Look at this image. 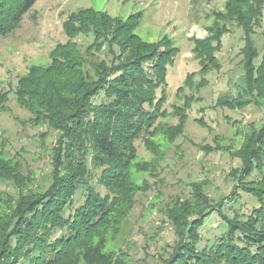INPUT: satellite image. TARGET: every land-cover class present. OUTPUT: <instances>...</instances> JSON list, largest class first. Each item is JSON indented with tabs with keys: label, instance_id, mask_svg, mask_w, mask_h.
<instances>
[{
	"label": "trees",
	"instance_id": "16d2710c",
	"mask_svg": "<svg viewBox=\"0 0 264 264\" xmlns=\"http://www.w3.org/2000/svg\"><path fill=\"white\" fill-rule=\"evenodd\" d=\"M36 1L0 0V38L20 26ZM263 6L264 0H226L224 12H213L207 36L191 39L200 68L178 89L182 103L171 113L177 124L165 131L169 141L183 135L188 113L201 102L194 93L219 70L215 54L228 23L242 31L243 78L212 108L264 109V54L256 61L251 39ZM142 18L138 12L120 21L92 9L69 14L62 25L67 41L52 48L48 64L30 66L13 89L0 92V112L9 111L13 94L31 126L56 134L44 188L22 173L19 162L6 159L0 144V185L14 191L0 198V264H126L120 255L106 253L105 245L141 191L131 170L147 165L135 163L136 143L156 152L154 136L169 116L167 73L179 51L168 37L140 39L134 32ZM81 36L91 38L85 50L76 40ZM243 130L234 154L238 165L228 173L229 194L212 199L193 183L189 199L165 209L174 240L157 264H264V118Z\"/></svg>",
	"mask_w": 264,
	"mask_h": 264
},
{
	"label": "rangeland",
	"instance_id": "374dc122",
	"mask_svg": "<svg viewBox=\"0 0 264 264\" xmlns=\"http://www.w3.org/2000/svg\"><path fill=\"white\" fill-rule=\"evenodd\" d=\"M225 2L37 0L24 14L20 26L9 36L0 38V92L13 89L30 66L48 64L52 48L67 41L62 27L67 16L81 9L103 12L120 21L141 12L143 18L134 32L140 39L154 42L168 37L179 49L167 73L164 109L169 116L160 120L161 128L154 136L156 152L147 150L140 141L136 143L135 163L147 165L142 171L131 170L134 184L141 191L117 234L109 236L105 245L106 253L120 255L126 264H157L159 254L166 255L174 240V229L164 211L189 199L193 183H200L212 199L229 194L233 181L228 173L238 165L234 154L241 144V132L251 122L259 125L264 118V109L253 106L241 112L212 108L220 96L233 92L243 78L242 31L234 23H228V34L223 36L222 48L215 54L219 70L209 73L207 86L194 93L201 102L194 104L188 113L183 135L171 142L165 133L168 126L177 124L171 113L174 106L182 103L178 89L188 74L200 68L191 39L207 36V28L215 19L213 12H224ZM253 31L251 39L259 54L256 61H259L264 54V6ZM76 40L85 50L91 38L81 36ZM7 106L8 112H0L2 154L6 159L19 162L22 173H29L34 184L44 188L48 184L50 153L56 134L31 126L30 115L18 107L13 94L9 95ZM196 120H202L204 125ZM2 192L14 191L10 185L2 184L0 198L4 197ZM77 200L79 203L81 199ZM243 200L250 205V199L243 197ZM212 221L211 229L216 230L217 221L213 218ZM79 264L84 263L81 260Z\"/></svg>",
	"mask_w": 264,
	"mask_h": 264
}]
</instances>
